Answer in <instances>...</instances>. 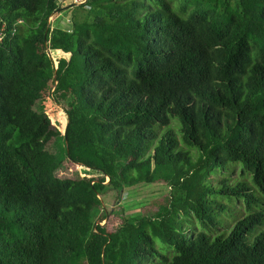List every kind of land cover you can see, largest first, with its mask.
Returning <instances> with one entry per match:
<instances>
[{
	"label": "trees",
	"instance_id": "1",
	"mask_svg": "<svg viewBox=\"0 0 264 264\" xmlns=\"http://www.w3.org/2000/svg\"><path fill=\"white\" fill-rule=\"evenodd\" d=\"M0 18V264H264V0H0ZM234 163L250 178L207 180ZM156 182L165 203L116 209ZM233 200L247 214L213 232Z\"/></svg>",
	"mask_w": 264,
	"mask_h": 264
},
{
	"label": "rangeland",
	"instance_id": "2",
	"mask_svg": "<svg viewBox=\"0 0 264 264\" xmlns=\"http://www.w3.org/2000/svg\"><path fill=\"white\" fill-rule=\"evenodd\" d=\"M63 15H66L64 12ZM58 55V54H56ZM42 107L44 110L49 113V115L53 118L52 125L55 127H59L60 130H64L65 122H66V115L62 109H60L58 106H56L54 103H51L50 99H46L44 102H42ZM59 121V122H58ZM172 123L176 124L178 126V123L180 124V119L178 116H174L172 118ZM178 136L181 135L180 132V125L177 129ZM56 142V141H54ZM55 145V143H53ZM53 144L51 148H53ZM192 154L194 155L193 158L196 160L197 156L199 155V149L197 147H189ZM54 152H57L60 150V147L56 145L53 149ZM198 159V158H197ZM65 166L67 169H63L65 173L63 175H72V177H82L85 178L88 174L99 176L100 173L96 170H92L90 168H87L81 164L74 163L70 161L69 159L65 160ZM242 169L243 167L238 164L234 163L228 167L225 171H216L215 173H211L207 176V180L211 182L213 185H218L220 181L223 178H229L230 183H233L234 181L241 179L243 177L250 178L251 174L245 170L244 176H242ZM62 173V170H61ZM109 177H106V182H108ZM171 187L169 184L165 182H156L152 184H138L134 185L132 187H128L125 189V192L122 194V200L120 205H117L116 209L121 212V207L124 208V213L127 215H135L137 213H141L143 211L154 210L156 209L160 204L165 203V198L169 196L171 193ZM217 197V195H216ZM218 199L222 200H229L226 196L218 195ZM225 202V201H223ZM230 204V209L225 210L223 213H220V219L222 220V224L219 226V229L213 228L212 231L218 233L221 230L227 229L229 230L235 222L245 216L247 214V208L243 201H235L233 200ZM108 205H111V203H108ZM225 214V215H224ZM119 215L114 214L106 218L102 223H107L108 227L111 228L113 225H115L116 221H118ZM193 224L196 227V220L193 219ZM188 224V223H187ZM191 225V223L189 222ZM188 224V226H189ZM187 226V227H188ZM198 227L199 224H198ZM198 229V228H197ZM257 230H259L257 228ZM254 237V236H252ZM158 247H164L167 250V245L163 244L160 240H156ZM172 250L167 251V255L171 256Z\"/></svg>",
	"mask_w": 264,
	"mask_h": 264
},
{
	"label": "built area",
	"instance_id": "3",
	"mask_svg": "<svg viewBox=\"0 0 264 264\" xmlns=\"http://www.w3.org/2000/svg\"><path fill=\"white\" fill-rule=\"evenodd\" d=\"M88 0H55V3L58 7L64 8V7H68V6H76V5H81V4H85L87 3ZM49 24L51 29L54 28L55 26V21H56V12L52 13L51 16L48 19ZM60 24H62V26L67 29L68 31H70L71 27H70V18L68 17H64L60 20ZM7 25L6 23L0 18V43H2L7 36ZM16 29L13 30V33H15ZM55 60V59H54ZM57 64V62H56Z\"/></svg>",
	"mask_w": 264,
	"mask_h": 264
},
{
	"label": "water",
	"instance_id": "4",
	"mask_svg": "<svg viewBox=\"0 0 264 264\" xmlns=\"http://www.w3.org/2000/svg\"><path fill=\"white\" fill-rule=\"evenodd\" d=\"M56 66H57V64H56ZM67 138V137H66ZM66 141H67V139H66Z\"/></svg>",
	"mask_w": 264,
	"mask_h": 264
}]
</instances>
